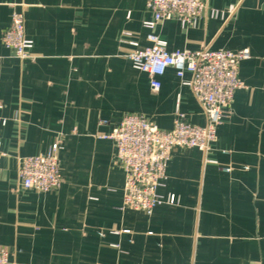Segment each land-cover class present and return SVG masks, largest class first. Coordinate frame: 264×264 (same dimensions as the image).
Instances as JSON below:
<instances>
[{"label": "crops", "instance_id": "0c3cea01", "mask_svg": "<svg viewBox=\"0 0 264 264\" xmlns=\"http://www.w3.org/2000/svg\"><path fill=\"white\" fill-rule=\"evenodd\" d=\"M204 1L222 16L203 13L193 28L166 19L155 32L169 51L247 48L238 68L245 87L206 156L172 150L158 192L176 202L147 215L122 206L124 173L100 135L125 112L160 129L171 128L176 110L192 124L206 117L172 67L152 90L127 59L121 31L147 44L145 0H0V247L8 264H264V0ZM13 10L23 14L31 58L1 42ZM54 142L60 186L19 188L18 158Z\"/></svg>", "mask_w": 264, "mask_h": 264}, {"label": "built area", "instance_id": "2783aa9c", "mask_svg": "<svg viewBox=\"0 0 264 264\" xmlns=\"http://www.w3.org/2000/svg\"><path fill=\"white\" fill-rule=\"evenodd\" d=\"M144 7L151 13V17L142 22L147 30V44L140 45L129 30H123L119 35V41L131 48L126 53L127 59L134 69L148 75L152 90L159 89V77L172 67L181 85L189 88L206 117L203 125L192 124L176 110L171 128L160 129L141 114L125 112L108 133L100 135L113 142L115 161L124 173L122 206L150 215L158 205L176 202L173 194L164 197L158 192L166 178L172 150L195 147L205 156L209 152L218 125L230 112L235 91L245 87L238 68L250 53L247 48L232 51L208 47L169 51L166 41L155 32L158 23L175 19L182 27L193 28L203 13L212 18L223 13L208 8L204 0H145ZM234 10V5L228 7L229 12ZM1 42L18 59L33 56V41L25 36L21 11L11 12L10 24L2 32ZM6 121L0 117V128ZM60 148L61 145L54 142L45 153L20 156L17 169L19 188L40 193L57 189L61 184ZM205 161L216 163L206 157ZM222 170L228 171L229 167H222ZM9 256V251L0 247V264H8Z\"/></svg>", "mask_w": 264, "mask_h": 264}]
</instances>
